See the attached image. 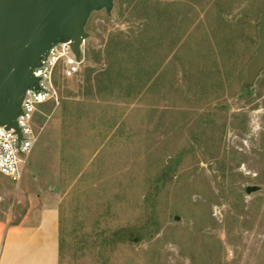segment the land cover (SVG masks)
<instances>
[{"label":"rangeland","instance_id":"1","mask_svg":"<svg viewBox=\"0 0 264 264\" xmlns=\"http://www.w3.org/2000/svg\"><path fill=\"white\" fill-rule=\"evenodd\" d=\"M264 0H113L33 117L0 237L58 201V264H264ZM247 186L254 187L250 193ZM177 217V219H175Z\"/></svg>","mask_w":264,"mask_h":264},{"label":"water","instance_id":"2","mask_svg":"<svg viewBox=\"0 0 264 264\" xmlns=\"http://www.w3.org/2000/svg\"><path fill=\"white\" fill-rule=\"evenodd\" d=\"M112 8L113 0H0V126L19 135L16 117L25 91L38 88L34 68L60 42H67L79 59L90 14L100 10L109 14ZM256 28L258 42L241 89H248L264 69V7ZM253 190L245 188L247 194Z\"/></svg>","mask_w":264,"mask_h":264},{"label":"built area","instance_id":"3","mask_svg":"<svg viewBox=\"0 0 264 264\" xmlns=\"http://www.w3.org/2000/svg\"><path fill=\"white\" fill-rule=\"evenodd\" d=\"M82 60L76 59L67 42L52 45L45 59L34 68L33 75L38 78V88H28L16 117L19 135L13 128L0 126V175L18 182L26 165L35 133L33 117L40 112V106L57 103L54 76L58 68L62 78L68 79L78 73Z\"/></svg>","mask_w":264,"mask_h":264},{"label":"crops","instance_id":"4","mask_svg":"<svg viewBox=\"0 0 264 264\" xmlns=\"http://www.w3.org/2000/svg\"><path fill=\"white\" fill-rule=\"evenodd\" d=\"M58 201L33 204L19 220L4 225L0 264H58Z\"/></svg>","mask_w":264,"mask_h":264}]
</instances>
